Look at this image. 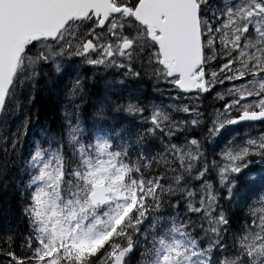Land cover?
Segmentation results:
<instances>
[{"label":"snow or ice","instance_id":"snow-or-ice-1","mask_svg":"<svg viewBox=\"0 0 264 264\" xmlns=\"http://www.w3.org/2000/svg\"><path fill=\"white\" fill-rule=\"evenodd\" d=\"M0 264H264V0H0Z\"/></svg>","mask_w":264,"mask_h":264},{"label":"trees","instance_id":"trees-1","mask_svg":"<svg viewBox=\"0 0 264 264\" xmlns=\"http://www.w3.org/2000/svg\"><path fill=\"white\" fill-rule=\"evenodd\" d=\"M3 206V201L2 200H0V207H2Z\"/></svg>","mask_w":264,"mask_h":264}]
</instances>
